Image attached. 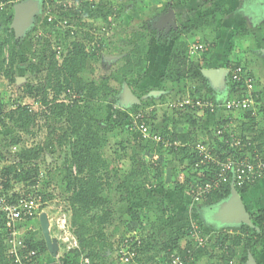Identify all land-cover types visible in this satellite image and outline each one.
Listing matches in <instances>:
<instances>
[{
    "label": "trees",
    "instance_id": "obj_1",
    "mask_svg": "<svg viewBox=\"0 0 264 264\" xmlns=\"http://www.w3.org/2000/svg\"><path fill=\"white\" fill-rule=\"evenodd\" d=\"M78 1L83 3V9L74 7L70 8L69 12H64L62 3H54L52 4V11L54 14L60 13L59 17L62 19L70 20V16H73V19H75L73 24L81 27L82 20L87 15L93 17L95 15H93V11L89 10V5L92 3L90 0ZM189 1L181 0V3L185 5ZM205 1L212 2V0ZM10 7L12 6L10 5L6 9ZM202 8L200 6V9ZM121 11L122 8L119 6L117 10L113 8L112 12L104 16L105 24L110 23L111 16H113L115 20L119 19L126 25L127 29L131 30V32L125 34L127 42L122 45L120 50L128 52V54L123 56L122 65L117 72L98 81L87 80L83 76L87 71L90 57L86 46L89 43L92 44L93 35L90 34V37L88 36L84 41L75 40L72 42V49L61 63L56 60V53L52 50V43L50 37H48L43 43L39 41V44L42 45L44 56L46 57L49 54L47 58H51L49 65L45 67L44 60H41L39 64L32 62L28 67L31 73L36 72L35 74L38 73V75L47 71L46 82L43 85L27 83L23 90L24 95L29 98H40L42 96V104L45 109L39 111L34 105H26L18 106L7 113L8 106L0 99V112L5 116L4 120L0 118V126L13 130L9 138L10 141L5 143L18 148L17 152L12 155L8 152V148L0 150V165H3L0 171V181L5 192L8 193L9 190L14 191L17 189L24 192V197H28L31 194V188L39 182L42 185L45 180L41 179V174L48 180L47 185L49 184L50 187L53 178L58 179L64 185V188L61 189V196L65 204L64 211L70 214L71 228L78 240L79 248L65 252L60 256L59 261L61 264H82L83 258L89 259V264H109L113 254H115L114 259H116L117 264L126 262L121 260L120 249L121 244L127 237L121 238L116 246L113 238L118 229L114 227L110 231L114 216L112 206L116 203L127 204L131 212L136 197L134 193L148 189L150 184L149 174L146 165L140 163L139 168L136 166L139 164L138 152H134L130 157L127 156V158L129 157L127 163L129 162L130 165L126 168L125 158L126 153H128L126 147H123L125 158L119 152L111 157H106V148L111 138H116L123 133L128 134L127 137L130 143L137 146L145 143L147 145L145 150L158 156L164 155L169 159V155L165 153L162 145H157L152 141L146 143L141 134L133 130V123L129 116L115 117L109 115L104 106L109 98L114 95V103L119 102L116 96L120 87L111 85V81L118 84V86L124 85L129 78L147 69L148 61L145 60V55L148 53L150 38L159 35L157 45H160L163 49L165 47L169 49L168 63L164 70V84L170 86V88H166L167 95L161 96L159 102L165 101L166 104L173 100L170 89L176 85L183 86L185 84L184 88L175 92L174 96H178L176 100L189 94L216 103H222L233 97L244 85L243 81L234 82L230 72L237 67H243L247 71L242 62H228L226 69L229 73L224 81L222 80L223 85L213 87L211 80L204 73V70L211 68L208 66L209 62L205 59L201 61V58L196 57L192 59L189 54L190 43L188 37L196 31L216 27L217 20L211 14L202 13L198 18L183 23L177 29L172 26L169 31L170 34L164 36L158 34L148 23H142L138 28H133L129 20L121 17ZM36 19L40 21L41 17L38 16ZM96 24L97 20L85 24V26L87 25L88 30H95ZM38 28L37 23L31 30L30 37L38 32ZM260 29L264 30V23L260 25ZM249 35H251L249 29H240L235 33V36L239 38ZM21 42L22 39L17 36L10 25L6 29H2L0 33V78L8 79L10 84H16L17 48ZM120 43H118V47H121V45L119 46ZM209 46L210 48L204 53L205 55L211 53L214 48L212 44ZM6 49L9 51L8 58L5 54ZM112 50L117 51V48H112ZM248 73L259 85L258 79L252 73ZM131 89L139 98L140 104H135L130 114L149 112L143 97L150 90L145 89L144 92L137 93L132 86ZM48 91H54L55 93L51 101L48 100ZM64 91L69 94L66 102H62L59 98ZM151 100L155 102V99ZM164 111L162 112L161 127L156 125L159 122L156 118L157 111L153 110L148 113L147 120H149L148 123L153 131L158 132L164 138L175 140L179 137L178 130L183 126L188 131L189 145L177 151L172 150L171 153L179 158L177 163L180 164L185 177L184 185L177 186L176 190L185 189L189 195L188 191L192 188L191 171L197 161V155L192 149L193 145L200 142V135L203 133L205 134L203 137L208 141H214L215 139L212 138L213 131L210 130V127L203 126L202 119L205 115L201 117L196 110H170L166 108ZM221 115V113L211 115L215 121L213 126L215 130L220 129L227 123V120ZM40 116L41 118H39ZM40 119L43 122V129L47 131V136L51 138L49 143L46 142L44 145H37L36 147L23 146L21 143L23 135L34 136L33 128H42L38 125ZM257 125L256 119L247 114L239 122L237 131L245 139L247 135L251 137L255 142V146L264 154V129H257ZM55 151L67 152L65 161L56 170L44 171L46 166L50 164L49 154L51 155ZM179 151L182 158L179 156ZM207 181L206 178H203L202 184ZM229 181L223 184L219 191H213L207 195V198L200 205L213 208L222 200L228 199L231 196L232 189H236L243 196L261 182L255 184L247 182L244 186L239 187L234 186L231 179ZM161 185L159 184V186ZM42 188L45 190L44 185H42ZM168 191L166 188L163 189V196L156 205V211L159 213L157 219H160L162 224L166 226L171 218V216L170 218L169 216L166 217L169 208L164 201ZM42 195L46 203L48 200L57 198L55 194H48L47 192H43ZM45 207H47V204L43 205V209ZM250 214L253 227L241 225V227L227 228V230L217 233L218 238L212 244V249L221 251V255L217 254V256H219V261L224 264H230L232 259H237L239 264H246L249 255L257 247L264 245V210L254 211ZM136 215L132 217L138 221L139 216ZM196 232L207 239L203 226L192 222L191 226L184 232L187 236L182 240L189 239ZM6 239V221L0 217V264H14L13 259L8 254L9 249ZM182 240L180 236H177L165 242L163 245L165 251L163 263L170 260L171 254L179 253L186 259V264H194L198 248L192 239L186 243L185 247H182L180 244ZM25 244L29 249L38 251L36 264H40L41 259L49 252L41 229L28 233L25 237ZM209 244L210 242H208ZM188 250H191V254ZM128 252L127 258L131 264H156L160 257L154 243L146 242L144 238L133 241Z\"/></svg>",
    "mask_w": 264,
    "mask_h": 264
},
{
    "label": "rangeland",
    "instance_id": "obj_2",
    "mask_svg": "<svg viewBox=\"0 0 264 264\" xmlns=\"http://www.w3.org/2000/svg\"><path fill=\"white\" fill-rule=\"evenodd\" d=\"M27 1V0H25ZM63 2H69L70 0H61ZM92 3L89 5V10L93 11L95 17L88 16L85 17L82 20L81 27H78L73 24V16H70V20L68 21L72 22L71 25L74 30V34H71L69 32L68 27L64 26L65 22L62 20L61 17L58 19V23L56 25H49L47 24V21L44 18V13L42 9L44 8V2H39L35 0H30L27 3L25 2L24 6H31L37 7L35 8L37 10V15L41 17L40 21H37L34 23V20L32 19V16L29 19V25L25 26L24 31L17 34L20 36V39H22V42L20 46L17 48V63L15 66V72H16V84H10L8 79L1 77L0 78V99L8 106L9 110L16 109L18 106H35L39 111H43L45 107L42 104V96L40 98H29L28 96L24 95V88L27 83L37 85V84H45V78H46V72H42V74H35L31 73L30 70H28L29 65L34 62L36 64H39L41 60H44L45 67L49 65V61L51 58L49 57V54L44 56L42 45L39 44V41L41 43L45 42L48 37H50L51 43H52V50L56 53V60L61 63L68 52L72 49V42L75 40L84 41L88 36L90 37V34L94 36V40L92 44H88L86 46L87 52L90 54L88 65L86 68V73L83 74V76L87 80H101L105 77H110L113 73L118 71V68L122 65V58L123 56H126L128 52L120 51L123 44H126L127 40L125 39V34L131 32V30L127 29L126 25L121 22L119 19L115 20L113 16H111L110 23H104L105 19L104 16L108 15L110 12L118 9L119 6L122 8V11L120 12L121 17H125L127 20L131 22V26L133 28H138L139 25L142 23H148L149 26L152 29H155L158 34L167 36L172 28H179L182 26L183 23L194 20L198 18L202 13L211 14L213 17L217 18L219 14V7L220 0H212V2H206L205 0H190L187 4L183 5L181 3V0H90ZM159 1V2H158ZM230 1V0H229ZM232 3L229 5H223L222 9L224 10V13L227 14L226 17L224 15L219 16L218 19H216V26L219 27V29H205L196 31L194 34L190 35L188 37V42L195 43V42H204L206 45H210V43L204 40L205 36H207L208 31L211 33L212 30L214 31L212 34H216L218 30H221L226 27L225 25L229 23V19H231V11L233 8H236L242 3L247 4L246 9L248 10V13H257L259 15L264 14V0H231ZM168 2V3H165ZM206 2V3H205ZM32 3V4H30ZM239 3V4H238ZM27 4V5H26ZM166 4V5H165ZM23 5H21L19 8L22 9V11L27 14L26 9L23 8ZM77 8L83 9V3L78 1L75 3ZM160 5V7H159ZM231 5H234L231 7ZM200 6L203 8L200 9ZM226 6V8L224 7ZM30 10V9H29ZM57 12V11H54ZM172 12V14H170ZM247 14V11H245ZM243 12V15H245ZM31 14V12H30ZM29 14V16H30ZM57 15H60L58 13ZM246 16V15H245ZM251 18V17H250ZM73 19V20H71ZM249 19V18H248ZM254 19H256L254 17ZM97 20V24L95 27V30H88L87 25L90 22H94ZM223 22L221 23V21ZM231 21V20H230ZM38 23V26L40 27V31L33 34V36L30 37V32L35 24ZM257 23V22H256ZM253 26V25H252ZM15 32L17 29H14ZM219 33V32H218ZM234 35L230 37V40L235 43L236 39H240L239 37ZM50 34V35H49ZM206 34V35H205ZM227 34V33H226ZM225 34V35H226ZM216 35V36H217ZM224 35V34H223ZM229 35V34H228ZM159 35H156L153 38L149 39V43L153 44L154 47H156L160 52L158 54L152 53L148 57V66L147 69L141 73H138L132 78H129L128 81L124 85L118 86V84L113 83L111 81V85H115L119 88V92L116 96L117 99H119V102L116 104L114 103V96L110 97L109 100L105 103V109L108 112L109 115H113L115 117H126L131 116L130 111L134 109V105L136 103H132L130 100L126 99V88H130L131 86L136 90L137 93L144 92L145 89H149L150 91L147 92L143 100L145 101L146 107L149 112L151 111H157V122L156 125L158 127L162 126V112H165L166 110V104L164 102H159V98L161 96L167 95L166 88H170L164 83V70L168 63V57L166 54V58L164 57V54L168 52V48L163 49L160 47V45H157V37ZM222 36V35H221ZM119 46L118 47V43ZM222 43V42H221ZM102 48L99 50L100 46ZM117 46V47H116ZM117 48V51L112 50ZM162 48V49H161ZM228 50H231L233 52H239L240 54H243L242 52H246L242 50L241 45L231 46L230 44L227 47ZM164 50L165 53H164ZM113 51V52H111ZM9 51L6 49V57H9ZM207 54V53H206ZM205 54H200L196 58H201V61L204 60ZM250 59L254 61V64H258L260 62V58L257 55V53L249 52ZM228 56V55H227ZM195 58V60H197ZM194 59V58H192ZM206 59V58H205ZM256 66V65H254ZM94 73V74H91ZM185 84L183 86L176 85L174 88L172 87L170 95H172L173 100H176L178 96H174L175 92L180 91L182 88H184ZM132 91V89H131ZM133 92V91H132ZM68 93L65 91L60 95V100L63 102L67 100ZM188 95V94H187ZM55 96L54 91H48V100L51 101L53 97ZM71 96V94H70ZM72 97V96H71ZM74 97V96H73ZM75 98V97H74ZM39 99V100H38ZM155 99V102L153 100ZM7 110V113L8 111ZM41 118V116L39 117ZM8 122V120H6ZM202 124H205L207 127H210L213 123L208 121V118L202 119ZM38 125L42 128L38 129V127L33 128L34 129V136L32 135H23L21 140V143L23 146L26 147H36L37 145H44L46 142L49 143L50 139L47 136V131L43 129V122L40 119V123ZM210 130L214 132V128L210 127ZM212 132V133H213ZM13 130L7 127H1L0 126V141L1 142H8L10 141L9 138L12 135ZM181 135V134H180ZM184 135V134H183ZM205 135L204 133L200 135L202 141L207 142L208 139L203 137ZM128 134H121L117 136L116 138H111L108 147L106 148V157H111L116 152H119L121 156H123V147H126V158L125 161L127 163L128 158L134 153L138 152V161L139 164L136 166L139 168L140 163L143 165H146L148 167V174H149V185L148 189L143 190L142 192L134 193L135 194V201L133 202V206L131 209V212L128 209L127 204L122 203H116L112 206L114 210V216H113V226L110 228V231L115 227L118 229L115 237L113 238V241L116 242V246L118 245V242L121 238L131 237L133 240L138 241L139 239L144 238V240L147 242H153L158 254L160 257L157 260L156 264H162L163 259L165 257V251L163 248V245L166 241H169L170 239H173L174 237L180 236V239L182 240L185 236V230L191 226L192 222H195L197 225L203 226V231L206 234L208 242H210L209 245H207L203 250H197L196 260L194 264H214V259H211L210 252L212 248V244L215 243L216 239L218 238L217 233L222 230V227L219 221L222 222L220 215L224 217V221L226 222H232V220H228L225 217L226 214V203L228 199L222 200L217 208L214 209V207H203V205H187V213H184L180 210L173 211V214L177 217L175 220L170 212L166 213V217L171 216L169 219L170 222L169 225L162 224L160 219H157V209L156 205L158 201L163 196V189L166 188L168 190H171L176 186L177 184L184 185L182 183L183 178H180L179 171L181 172V176L183 177L182 169L179 162L178 157L173 156L174 154L169 152L167 149L164 150L165 153L169 155L168 157L164 155H155L151 151H142V145L138 146L134 143H130L128 141ZM185 140H183V144L190 142L188 141V137L184 135ZM178 140V138H176ZM184 141H186L184 143ZM129 142V144H128ZM164 149V146H163ZM145 152V154H143ZM67 152L63 151H55L54 153L49 154L50 158V164L46 166L44 171H52L56 170V168H60L65 161ZM154 155V156H152ZM178 155V153H177ZM181 155V152L179 153ZM127 156H129L127 158ZM182 158V156H181ZM12 159V157H11ZM130 163L128 162L126 165V168H128ZM3 165H0V171L2 169ZM44 168V166H42ZM47 169V170H46ZM193 170V169H192ZM43 171V172H44ZM46 173V172H44ZM190 177V175H189ZM45 179L42 183L45 188V192L48 194H55L57 198L53 200H48L47 207L44 208V213H47L50 219L53 220L56 219L58 216L63 214L64 206L63 203V197L61 196V189L64 188V185L58 181V179L53 178L52 185H47V179ZM185 180V179H184ZM159 184H162L159 186ZM165 184V185H164ZM115 187V186H114ZM189 198L191 196L189 195ZM214 209V210H213ZM159 210V209H158ZM185 210V209H184ZM182 212V214H180ZM184 213V214H183ZM65 214L68 217V224L71 228V217L70 214L65 212ZM139 216V220L136 221L133 219L132 216ZM214 220V224L212 221ZM211 222V223H210ZM34 225L37 229L32 227L31 229L24 230V233L28 231V233L35 232L41 229L40 227V221L34 220ZM220 226V227H217ZM73 231V230H72ZM51 235L53 238H55L59 233L58 229L52 224L51 226ZM26 234V233H25ZM192 237L189 239L182 240L183 243H187L189 240H191ZM65 248L61 247V250L59 251L58 255L62 256L64 254ZM208 253V254H207ZM218 255H221L220 253H217ZM114 255H112L109 264H117L116 259H114ZM60 258L52 257L50 253L45 256L44 260L40 261L41 264H61L59 261ZM166 262H164L165 264ZM124 264H131V262H125Z\"/></svg>",
    "mask_w": 264,
    "mask_h": 264
},
{
    "label": "built area",
    "instance_id": "obj_3",
    "mask_svg": "<svg viewBox=\"0 0 264 264\" xmlns=\"http://www.w3.org/2000/svg\"><path fill=\"white\" fill-rule=\"evenodd\" d=\"M24 1L1 0L0 11L10 5H18ZM41 2H44V8L42 9L45 15L44 18L47 24L53 26L58 23L59 15L53 13L52 4L62 3L64 12H69L70 8H77L75 3L78 0H70L67 3L61 0H41ZM62 20L65 22L64 26L68 27V31L74 34L70 21L67 19ZM209 48L210 46L204 43H191L189 54L191 58H194L200 54H204ZM230 72L234 82L243 81L244 85L236 95L222 103L193 97L189 94L184 96V98L174 101L170 100L166 103V108L170 110H196L200 115H216L221 113V116L227 120L224 126L218 130H214L212 136L215 139L214 141L205 142L200 140V142L193 145L192 149L197 155V161L191 171L192 188L188 191L193 205H200L207 198V195L213 191H219L222 185L230 179L234 186L237 185L239 187L244 186L247 182L255 184L264 180V154L255 146V142H253L251 137L247 135L245 139L237 131L239 122L247 114H250L257 122L259 119L264 118V90L259 88L256 80L243 67H237ZM148 113L150 112L131 114L130 118L133 123V130L140 133L146 143L149 141L155 142L157 145L164 146V149H167L169 152L179 150L182 147L179 140L164 138L158 132L153 131V128L148 123L149 120H147ZM0 118L5 119L4 114L1 112ZM4 148H8V152L11 155L15 154L18 150L17 146H10L5 142H0V150ZM43 176L41 174V179H43ZM203 178H206L208 181L202 184ZM31 189V194L28 197H24V192L17 189L14 191L9 190L6 193L0 181V217L6 221L8 254L13 259L14 264H36L38 251L27 247L25 237L28 231L25 234L24 230L31 229L32 227L35 228L33 221L40 219L41 214L44 213L43 205L47 203L44 202L42 194L45 191L42 190L41 182ZM48 218L50 221V231L54 223L58 229L59 234L55 238L59 242L60 250L61 247H64L65 253L78 249V240L70 229L65 212L54 220L50 219L49 216ZM133 241V238L127 237L121 244L120 255L122 261H129L127 258L129 255L128 251ZM192 241L201 250L208 245L207 239L201 237L199 232L193 234ZM188 251L191 254V250ZM185 261L186 259L179 253H173L170 255V260L165 264H186ZM89 263V259H82V264Z\"/></svg>",
    "mask_w": 264,
    "mask_h": 264
},
{
    "label": "crops",
    "instance_id": "obj_4",
    "mask_svg": "<svg viewBox=\"0 0 264 264\" xmlns=\"http://www.w3.org/2000/svg\"><path fill=\"white\" fill-rule=\"evenodd\" d=\"M28 1H30V0H27V2ZM35 1H37V0H35ZM220 1H222V2H220L221 5H219V7H217V9H219L218 17L219 16L222 17V15H224V17H226L227 14L224 13L225 9H222L223 5L227 6L230 3H232V1L231 0L230 1L229 0H220ZM24 2H26V1H24ZM165 3H168V2H165ZM30 4H32V3H30ZM246 5H247L246 3L245 4L241 3L237 7V9L236 8L232 9L231 14H230L231 19L227 20V21H229V23L226 24L225 25L226 27H224L221 30L222 36L217 35V34H220V30H218L219 33L217 32L216 34H212L214 32L213 30L211 33L208 31V33H207L208 37L205 36L204 40H202V41H206V42L208 41L210 44L214 45V48L211 50L212 51L211 53H208L207 55L204 56V59L206 58L205 60H207L209 62L208 66H210L211 68H208V69L227 70L226 66H227L228 62H232V61L233 62H235V61L242 62L243 66L246 67L247 71L252 73L258 79L259 88L264 90V30L260 29V25L264 23V14H261V15H259L257 13H255V14L251 13L250 14V12L248 13V10L245 8ZM226 6H224V7L226 8ZM233 6L234 5H231V7H233ZM19 7H18V5L17 6L14 5V6L10 7L9 9H4V10L0 11V33L2 32V29H6L9 25L12 28L13 22H14V15L16 13V10ZM159 7H160V5H159ZM28 10H29V8H28ZM245 11H247V14L245 13ZM243 12L245 13L246 16L243 15ZM218 17L216 19H218ZM254 17L256 19H254ZM35 22H37V21H35ZM222 22H223V20L221 21V23ZM214 29L217 30V29H219V27L216 26ZM240 29H249L251 32V35L240 38V39H236L235 43L232 42V40H230V37L234 35V32H237ZM39 31L40 30L38 28V32ZM15 33L19 34L21 32L16 31ZM229 44H230V47L236 46V45H241L242 50H244L246 52L245 53L242 52L243 54H240V50L237 53L233 52L231 50H228L227 47L229 46ZM165 48H167V47H165ZM252 50H253V52L257 53V55L260 58V62H258V64H254V61L250 59L249 52H252ZM165 51L166 50H164V53H165ZM159 52H160V50H158L156 47H154L153 44L149 43V49H148L147 55H145V60H147L149 55H151L152 53L158 54ZM166 54L168 57L169 50L167 53L164 54L165 58H166ZM254 65H256V66H254ZM219 85H223L222 79L219 80L218 86ZM204 115L205 114H202L200 116L203 117ZM204 118H208V121L213 123L210 127L214 126L215 121L211 115H205ZM203 126L207 127L205 124ZM257 126H258L257 129H264V118H261L258 120ZM178 131H179L178 140L182 144V147H181V149H182V148H185L187 145H189V142L185 143L186 141H184L185 144H183V140H185L184 135L187 136L188 131H186L185 126L181 127ZM188 141H189V139H188ZM146 146L147 145L145 143L142 144V147H143L142 151H147V150H145ZM143 154H145V152H143ZM152 156H154V155H152ZM179 174H180V178H183L182 183L184 184L185 183V180H184L185 177H184V175H183V177L181 176L180 171H179ZM179 185H181V184H177L176 186H174L173 189L169 190L168 194L164 198V201H165L167 207L169 208V212L173 216L172 220L179 218L173 214V211L174 212L175 211L180 212V210H181L182 212L187 213V209H186L187 205H189V203H190V206H191V204H192L191 198H189V195L185 189L180 190V191L176 190V187ZM181 186H183V185H181ZM241 197L243 199V202H244L246 208L248 209V211L250 213H252L254 211L264 210V180L261 181L260 183H258L253 189H251V191L249 193H247ZM182 212L180 214H182ZM213 221H212V223H213ZM170 222H173V221H169V223ZM169 223L167 225H169ZM241 225L242 224H239L236 222H227V223L221 225L222 230H220V231H223L225 229L227 230V228H238V227H241ZM217 227H220V226H217ZM35 228H36V226H35ZM180 244L182 247H185V245H186V243H183L182 241L180 242ZM198 250H201V249H198ZM220 252L221 251L219 249L214 250L211 248L210 256H208V257L215 260L214 264H224L223 262L219 261V258H218L219 256H217V253H220ZM250 255H252V258L256 262V264H264V245L261 247H257L255 249V251ZM45 256L41 259V261L44 260ZM40 264H41V262H40ZM209 264H211V263H209ZM230 264H239V263H238L237 259H232ZM246 264H248V262Z\"/></svg>",
    "mask_w": 264,
    "mask_h": 264
},
{
    "label": "water",
    "instance_id": "obj_5",
    "mask_svg": "<svg viewBox=\"0 0 264 264\" xmlns=\"http://www.w3.org/2000/svg\"><path fill=\"white\" fill-rule=\"evenodd\" d=\"M37 1H41V0H37ZM25 2H22L20 4H18V6H20L21 4L23 5ZM27 3V1H26ZM25 5V4H24ZM23 8H27V14H25L21 8H18L16 10V13L14 15V22H13V29H17V32H23L25 26L29 25V19L32 16V19L36 20L35 16L37 15V10L35 8L37 7H32L27 5L24 6ZM17 6V5H16ZM28 8L30 10H28ZM31 12V14H30ZM30 14V16H29ZM172 14V12L170 13ZM204 73L206 76L209 77V79L212 82L213 87H218V82L220 79H222L224 81V78L228 75V70H222V69H207L204 70ZM126 99L130 100L132 103H136V104H140V100L139 98L131 91L130 88H126ZM226 207V214L225 217L228 220H232V222H236L242 225H248L250 227H253V223L251 220V214L248 211V209L246 208L243 199L241 197V195L237 192L236 189H232L231 192V196L228 198L227 203L225 204ZM218 206V205H217ZM217 206L214 207L217 208ZM213 209V210H214ZM220 218L222 220L219 221L220 225H223L225 223H227L226 221H224V217L220 215ZM40 227H41V231L43 234V237L46 241L49 253L52 257L56 258L58 257V253L60 251V246H59V242L56 238H53L51 236V232H50V221L48 218V214L47 213H43L40 216ZM214 222V221H213ZM248 264H256V262L253 260L252 255H249V259H248Z\"/></svg>",
    "mask_w": 264,
    "mask_h": 264
},
{
    "label": "flooded vegetation",
    "instance_id": "obj_6",
    "mask_svg": "<svg viewBox=\"0 0 264 264\" xmlns=\"http://www.w3.org/2000/svg\"><path fill=\"white\" fill-rule=\"evenodd\" d=\"M37 21H38V20H37ZM33 28H34V27H33ZM33 28H32V29H33Z\"/></svg>",
    "mask_w": 264,
    "mask_h": 264
},
{
    "label": "bare ground",
    "instance_id": "obj_7",
    "mask_svg": "<svg viewBox=\"0 0 264 264\" xmlns=\"http://www.w3.org/2000/svg\"><path fill=\"white\" fill-rule=\"evenodd\" d=\"M10 111V110H9ZM36 234V233H35Z\"/></svg>",
    "mask_w": 264,
    "mask_h": 264
}]
</instances>
